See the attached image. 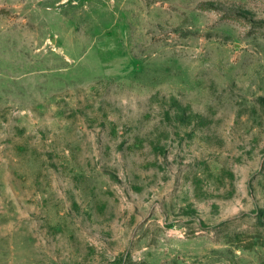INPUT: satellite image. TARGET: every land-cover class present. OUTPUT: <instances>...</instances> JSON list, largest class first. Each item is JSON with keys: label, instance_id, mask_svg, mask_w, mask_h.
<instances>
[{"label": "rangeland", "instance_id": "374dc122", "mask_svg": "<svg viewBox=\"0 0 264 264\" xmlns=\"http://www.w3.org/2000/svg\"><path fill=\"white\" fill-rule=\"evenodd\" d=\"M0 264H264V0H0Z\"/></svg>", "mask_w": 264, "mask_h": 264}]
</instances>
